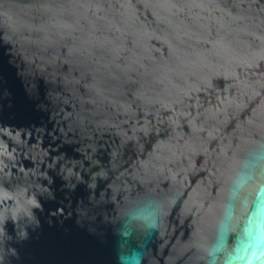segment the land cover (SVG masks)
<instances>
[{
    "label": "water",
    "instance_id": "water-1",
    "mask_svg": "<svg viewBox=\"0 0 264 264\" xmlns=\"http://www.w3.org/2000/svg\"><path fill=\"white\" fill-rule=\"evenodd\" d=\"M260 184L264 0H0V264H208Z\"/></svg>",
    "mask_w": 264,
    "mask_h": 264
},
{
    "label": "clouds",
    "instance_id": "clouds-1",
    "mask_svg": "<svg viewBox=\"0 0 264 264\" xmlns=\"http://www.w3.org/2000/svg\"><path fill=\"white\" fill-rule=\"evenodd\" d=\"M208 254V264H264V184L255 188L241 216L229 213ZM120 259L123 264H139L136 253Z\"/></svg>",
    "mask_w": 264,
    "mask_h": 264
}]
</instances>
